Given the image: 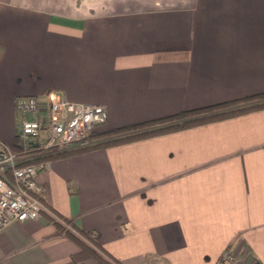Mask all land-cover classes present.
Wrapping results in <instances>:
<instances>
[{
  "label": "crops",
  "instance_id": "crops-1",
  "mask_svg": "<svg viewBox=\"0 0 264 264\" xmlns=\"http://www.w3.org/2000/svg\"><path fill=\"white\" fill-rule=\"evenodd\" d=\"M52 90L106 108L94 134L264 94V0H0V150L32 118L15 100ZM37 182L118 264H264V110L50 160ZM48 217L2 231L0 264H105Z\"/></svg>",
  "mask_w": 264,
  "mask_h": 264
},
{
  "label": "built area",
  "instance_id": "built-area-1",
  "mask_svg": "<svg viewBox=\"0 0 264 264\" xmlns=\"http://www.w3.org/2000/svg\"><path fill=\"white\" fill-rule=\"evenodd\" d=\"M15 110L22 116L30 114L32 118H23L17 128L21 152L14 153L7 148L0 150V233L14 223L37 220L46 214L61 223L65 232L97 249L93 244L94 232L82 235L42 202L43 188L37 182V176L50 169V160L41 157L90 145L91 134L107 123L106 108L71 102L61 92L52 90L48 93L46 108L35 97H21L15 100ZM45 112L46 118L42 114ZM222 261L246 264L229 252L223 253Z\"/></svg>",
  "mask_w": 264,
  "mask_h": 264
},
{
  "label": "trees",
  "instance_id": "trees-1",
  "mask_svg": "<svg viewBox=\"0 0 264 264\" xmlns=\"http://www.w3.org/2000/svg\"><path fill=\"white\" fill-rule=\"evenodd\" d=\"M259 110H264V94L255 95L244 100L220 103L201 109L184 111L171 117L116 129L108 133H92L90 136V141H92V143L90 145L85 147H72L58 153H50L40 159L56 160L93 150L106 149L156 136L175 133L208 123L235 118ZM48 218L54 226L65 232L61 223L52 217ZM65 233L71 235L75 241L82 244L87 251L95 255L105 264H118L104 250H101L94 239L93 244L97 249L85 245L81 239L76 236L67 232ZM83 235L87 236V234Z\"/></svg>",
  "mask_w": 264,
  "mask_h": 264
},
{
  "label": "rangeland",
  "instance_id": "rangeland-1",
  "mask_svg": "<svg viewBox=\"0 0 264 264\" xmlns=\"http://www.w3.org/2000/svg\"><path fill=\"white\" fill-rule=\"evenodd\" d=\"M102 126H104V125H102ZM102 126L97 127V129L100 128V127H102Z\"/></svg>",
  "mask_w": 264,
  "mask_h": 264
}]
</instances>
